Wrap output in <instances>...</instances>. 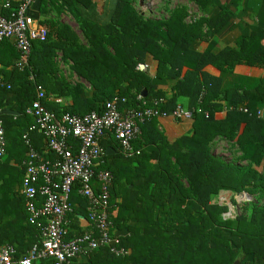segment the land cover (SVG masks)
I'll return each mask as SVG.
<instances>
[{
    "label": "trees",
    "instance_id": "obj_1",
    "mask_svg": "<svg viewBox=\"0 0 264 264\" xmlns=\"http://www.w3.org/2000/svg\"><path fill=\"white\" fill-rule=\"evenodd\" d=\"M185 1L201 10L213 2L214 7L208 16L188 23L184 7L174 9L166 20H154L145 18L133 0H118L107 25L91 23L73 10L83 41L68 25L47 20L43 23L46 40L32 44L30 70L22 72L15 67L21 56L14 46L9 41L0 44L7 52L0 53L4 67L0 70L4 82L0 113H19L17 117L0 115L7 142L6 157L0 163V246H14L16 258H22L40 236L39 229L28 223L20 194L22 162L28 150L23 136L33 123L25 111L36 100L40 86L49 96L70 100L68 105L44 103L57 116L101 113L114 98L126 99L120 109H138V96L148 104L162 100L159 110L164 114L174 110L180 98L188 99L189 109L201 111L192 115L190 136L169 143L152 120L141 126L133 143L141 151L138 156L125 159L118 152L103 157L99 169L113 176V231L120 232L121 246L129 254L119 259L102 248L89 254V264H264V119L257 116L264 104V78L232 74L235 84L227 81L239 66L264 70V29L261 35L253 31L241 35L237 49H218L216 35L238 8L226 5L225 0ZM243 9L248 15L262 10L264 16V0H249ZM195 41L206 42L205 51L192 50ZM58 54L89 88L70 86L60 78ZM146 56L156 64L153 79L139 68ZM207 67L220 75L212 76L205 71ZM164 84L168 92L160 88ZM108 137L102 146L115 151L118 144L112 135ZM28 138L36 152L54 159L46 153L41 134L29 132ZM216 139L237 147L239 165L214 155ZM221 191L246 192L257 204L249 214L224 220L227 207L212 203ZM70 204L68 219L74 216L72 225L77 227V215L87 217V203L75 188ZM70 232L69 224L67 239L73 237Z\"/></svg>",
    "mask_w": 264,
    "mask_h": 264
},
{
    "label": "built area",
    "instance_id": "obj_2",
    "mask_svg": "<svg viewBox=\"0 0 264 264\" xmlns=\"http://www.w3.org/2000/svg\"><path fill=\"white\" fill-rule=\"evenodd\" d=\"M36 0H0V44L13 42L21 60L15 67L22 72L29 68L32 44L43 42L47 30L29 14ZM3 11V12H2ZM143 65H139L140 67ZM32 80V75H29ZM0 74V86H3ZM9 88V87H8ZM60 100L49 96L39 86L36 100L26 109L25 114L32 119L29 132L44 137L46 153L54 155L53 160L36 152L28 138L23 136L27 152L22 162L24 169L20 194L25 199L28 223L40 231L39 241L26 250L22 258H16L12 245L0 246V264H72L81 254H90L107 248L111 255L126 259L129 250L121 246L119 237L113 231L111 221L110 190L113 176L109 171L99 169L105 150L103 140L112 135L125 158L138 156L141 151L134 149L133 143L140 136L141 126L161 117H171L175 121L192 119L200 109H189L177 105L169 114L161 113L162 100L148 104L141 96L136 98L138 109L122 108L126 99L114 98L107 102L101 113L91 112L79 116L63 113L57 116L44 103ZM247 113V110H243ZM260 117V113H257ZM6 137L0 119V163L6 157ZM87 202L89 231L67 239L68 215L72 212L70 195L73 189ZM246 192L231 193L221 191L212 202L227 207L222 214L224 220H234L239 213L238 206L252 202ZM124 264V263H121Z\"/></svg>",
    "mask_w": 264,
    "mask_h": 264
},
{
    "label": "crops",
    "instance_id": "obj_3",
    "mask_svg": "<svg viewBox=\"0 0 264 264\" xmlns=\"http://www.w3.org/2000/svg\"><path fill=\"white\" fill-rule=\"evenodd\" d=\"M117 2L118 0H36L35 3L32 5V8L29 14L32 16L34 20H36L43 27H45V25L43 24L45 21L51 20L59 24L68 25L76 33H78V31H76V29H74V27L69 22L65 21V19H67L68 17L74 20V17L72 15V13L74 12L73 10L76 11L78 16H80L81 18L91 23H94L97 25H107L111 23L113 19L116 6H117ZM141 14L143 15V13ZM238 28L239 27H237L235 24H229V26L224 27L218 33V36H217L218 39L215 38L217 42V48L220 46V43L218 41H220L219 39L222 34L227 33V32L238 31L239 29H241V27L239 29ZM8 44L13 46V42H10ZM206 47H207V44H205L204 42L195 41L192 44L191 49L196 52L201 53L205 51ZM221 48L223 47L220 46V48L218 49H221ZM4 49L6 48L1 47L0 53L3 51V53L6 55L7 52L6 51L4 52ZM57 58H60V54H58ZM61 61L63 62L62 59ZM63 63L70 70V75L72 77L75 76L77 79H79L78 83L80 85L84 86L85 88H89V85L84 80L78 78L71 71L70 62H63ZM155 67H156V64L153 61V59L150 56H146L144 64H143V68L141 69L140 67V70L147 72L149 77L153 79V75H154L153 73H154ZM0 70H4V67L2 65H0ZM205 71L215 77H218L220 75V72L212 67H207ZM234 71L235 73H237L236 76L241 77V78L242 77L243 78H256V79L264 78V70L260 68L239 66V67H236ZM227 81L233 82L232 75L228 77ZM76 84H74L73 86H75ZM232 85L234 84L232 83ZM160 88H163L165 92H168L167 86L165 84L163 86H160ZM55 98L60 100L59 104L61 105H68L70 103V100L67 98H59V97H55ZM178 105H182L188 108V99L180 98L178 101ZM258 112L260 113V117L264 119V104L258 107ZM156 122H157L158 130L165 136L166 140L169 143H173L176 139L182 136H190L193 132V120L192 119L175 121L173 118L167 116V117L159 118ZM108 138L109 137H106L103 140V142L106 141ZM109 149H110L109 156L116 155L119 152V148L118 149L116 148L115 151L112 150L110 147ZM145 198L146 199L149 198V192L145 195ZM74 215H77V214H74ZM77 216H78L77 227H74V225H72V220L74 219V216H72L71 219H68L69 224L71 226V232H70L71 236H76V234L78 235L77 233L78 231L80 234V233L89 231L91 229L90 223L87 221L85 217L80 216V215H77ZM131 222L134 223V220H131ZM115 234L119 236L120 232L116 230ZM89 263H90L89 254H81L72 262V264H89ZM41 264H51V262L46 261Z\"/></svg>",
    "mask_w": 264,
    "mask_h": 264
},
{
    "label": "rangeland",
    "instance_id": "obj_4",
    "mask_svg": "<svg viewBox=\"0 0 264 264\" xmlns=\"http://www.w3.org/2000/svg\"><path fill=\"white\" fill-rule=\"evenodd\" d=\"M224 1V0H221ZM249 0H225L224 3L229 6H233L234 8L237 7L238 11H236V15L226 24H235L237 27L245 25V27H241L238 31L227 32L220 36V43L221 47H229L237 49V42L241 35L248 33V32H256L258 35H261L264 29V16L262 10H257L253 12L251 15L246 14V11L243 9L245 7L246 2ZM135 8L143 13L145 18H151L154 20H166L170 13L180 7H184L187 10L188 18L186 21L190 23L191 21H195L201 17H206L209 15L210 11L214 7V2L206 10H201L196 6L194 3L185 1V0H133ZM65 21L69 22L76 31H78V35L80 40L83 41L82 35L79 32L78 25L75 21L68 17ZM225 26V27H226ZM218 33L216 35V39ZM203 42V41H201ZM206 44V42H204ZM220 46L218 48H220ZM199 48V47H198ZM58 57V56H57ZM55 59L56 66L58 69V73L60 78H62L68 85L73 86L74 84L78 83L79 79L75 76L72 77L70 75V70L66 65L61 61L60 58ZM235 69V68H234ZM261 69V68H260ZM231 75L233 74L236 76L237 73L235 71L230 72ZM233 84L236 82V78L233 77ZM79 84V83H78ZM212 152L214 155L226 163L236 164L239 165V151L237 147L230 142L225 140L216 139L213 144ZM245 163H243L244 165ZM261 171V170H260ZM16 189V186L14 187ZM257 204L256 200L253 199L252 202L245 203L243 205L238 206L237 212L239 214H249L251 211V206Z\"/></svg>",
    "mask_w": 264,
    "mask_h": 264
},
{
    "label": "water",
    "instance_id": "obj_5",
    "mask_svg": "<svg viewBox=\"0 0 264 264\" xmlns=\"http://www.w3.org/2000/svg\"><path fill=\"white\" fill-rule=\"evenodd\" d=\"M143 67L141 66V69ZM0 115H10V116H14V117H17L19 116V113H17L16 111H12V110H6V111H3L0 113ZM110 155V149L109 148H106L105 150V156H109ZM233 264H238V262H235Z\"/></svg>",
    "mask_w": 264,
    "mask_h": 264
}]
</instances>
